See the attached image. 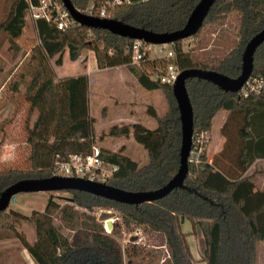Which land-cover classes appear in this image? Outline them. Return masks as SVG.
Instances as JSON below:
<instances>
[{
  "label": "trees",
  "instance_id": "16d2710c",
  "mask_svg": "<svg viewBox=\"0 0 264 264\" xmlns=\"http://www.w3.org/2000/svg\"><path fill=\"white\" fill-rule=\"evenodd\" d=\"M200 1L132 0L130 5L115 9L111 19L157 34L173 33L185 27ZM71 2L76 9L85 10L91 0ZM28 8L26 0H13L0 23V32L10 33L17 13H25ZM228 25L233 39L222 32ZM263 29L264 0H217L199 32L174 44L175 63L182 72L197 69L237 79L242 73L247 44ZM37 30L41 42L34 49V57L42 73L38 90L42 109L32 128H27V167L0 170V197L18 182L54 177L59 154H90L95 137L89 77L56 80L50 66L56 57L55 65L62 66L66 52L75 62L84 50L95 53L99 70L126 68L144 89L161 91L168 104L167 112L157 118L156 131L163 142L158 150L149 153L148 164L141 166L124 154L101 149L103 159L118 166L106 184L133 193L166 186L179 170L182 144L173 86L154 80L147 69L131 64L127 49L134 40L78 24L60 31L54 23L43 20L37 23ZM184 42L189 43L186 50ZM253 79L264 83V43L254 56ZM186 88L194 110V135H212L217 115H228L221 129L226 141L222 152L209 163L210 144L199 164L189 163V176L182 188L142 205L120 204L86 192L69 191L72 204L61 206L51 196L46 210L34 211L31 216L8 208L0 213V241L18 239L36 264H124L125 259L127 264H145V247L132 241L122 250L117 240L106 233L104 224L77 208L114 209L121 222L113 224L111 233L120 237L124 231L131 233L144 227L149 233L161 234L168 254L166 264H194L182 231L183 217L192 222L194 232H199L205 241L206 264H259V246L264 242V192L254 182L264 171L247 174L257 160H264V87L245 96L243 91L226 92L209 81L192 78L187 80ZM55 212L62 226L54 224ZM24 221L35 225L33 244L17 227Z\"/></svg>",
  "mask_w": 264,
  "mask_h": 264
},
{
  "label": "rangeland",
  "instance_id": "374dc122",
  "mask_svg": "<svg viewBox=\"0 0 264 264\" xmlns=\"http://www.w3.org/2000/svg\"><path fill=\"white\" fill-rule=\"evenodd\" d=\"M13 0H3L0 3V23L5 19L8 8ZM233 25V23H232ZM234 26V25H233ZM230 25L226 26L222 31L227 38L233 39L230 35ZM41 42L36 25L29 13H17L13 30L10 33L0 32V170L9 168H26L29 157V148L26 144L27 128H32L39 112L42 109V101L39 98L38 90L42 83V73L39 67L38 58L34 49ZM185 50L189 48V43L184 42ZM57 57L50 62L51 68L56 74V80L68 78L81 74H88L89 77V105L90 115L93 123V132L95 139L97 135H102L105 139L114 135L109 142L112 146L116 145L120 150L117 152L124 154L141 166L148 164V150L146 144H140L142 138L137 141L136 135L141 133L129 132L124 123H120V119H125L127 111L136 108L145 110L147 105H153L158 118V114L163 116L168 109V104L161 91H148L137 85H128L123 82L121 71L117 70H93V62L95 61L94 52L84 50L81 57L77 61H71L66 52L62 66H56ZM140 67L147 69L148 74H152L149 64ZM86 69H89L88 71ZM129 73L126 68L122 69ZM128 76V75H127ZM153 77V75H152ZM130 77H127V80ZM136 80V79H135ZM135 95V96H134ZM135 98V104L128 103ZM125 101L128 103L125 105ZM153 114V113H152ZM142 116L145 114L142 112ZM219 115L214 121V139L218 141V131L221 122ZM151 122V121H150ZM148 123L149 129L155 125ZM153 122V119H152ZM144 126V125H143ZM111 128H113L111 130ZM144 129V128H143ZM147 131L146 129H144ZM100 138V139H101ZM96 139L95 146L98 147ZM225 138L224 143L225 144ZM212 144V141H211ZM156 151L158 148H153ZM99 148V147H98ZM220 149L214 158L222 152ZM210 149V147H209ZM110 151V150H108ZM213 158V159H214ZM260 161V160H257ZM255 162L251 167V174L255 171H264V161ZM250 171V170H249ZM248 175V174H247ZM260 181V188H264V174ZM249 176V175H248ZM255 183V182H254ZM256 185V184H255ZM257 187V186H256ZM260 188L257 187L258 190ZM261 191V190H260ZM264 192V191H262ZM53 196L55 201L61 206L69 203L71 194L65 191L60 192H22L15 196L16 202L10 204L9 210L18 211L27 216H31L34 211L44 212L49 200ZM80 212L94 217L99 224H104L108 220L119 218V213L114 209H94L87 211L79 209ZM119 220V219H118ZM115 221L121 222V221ZM54 224L62 226L59 220L58 212L54 214ZM182 231L186 234L187 243L191 251L194 264H206L205 262V241L201 234L193 230V224L190 220L182 218ZM19 232L24 236L26 241L33 242L36 238V228L33 222L24 221L17 225ZM106 233L113 236L118 245L125 249L134 238L137 244L146 249L145 264H166L165 259L168 256L167 249L164 247V237L161 234L149 233L144 227L136 228L134 232L127 233L124 231L120 237L114 236L105 228ZM67 233L66 230H63ZM140 235H136V232ZM26 252L23 244L14 237L0 241V264H36L34 261H27ZM149 254V255H148ZM151 262V263H149ZM124 264H127L125 259ZM259 264H264V242L259 246Z\"/></svg>",
  "mask_w": 264,
  "mask_h": 264
},
{
  "label": "water",
  "instance_id": "95a60500",
  "mask_svg": "<svg viewBox=\"0 0 264 264\" xmlns=\"http://www.w3.org/2000/svg\"><path fill=\"white\" fill-rule=\"evenodd\" d=\"M217 0H201L191 13L185 27L173 33L157 34L145 29L129 26L113 19H98L79 12L71 0H62L74 21L91 30L99 29L130 40H142L149 44H175L178 41L192 38L202 28L211 8ZM264 43V29L258 33L246 46L243 55L242 73L237 79H231L216 72L203 70L183 71L173 85V94L178 105L182 126V144L180 151V167L177 174L163 188L151 192L133 193L111 187L105 183H96L80 178H62L54 176L48 179H31L18 182L9 187L0 197V213L8 210L11 200L22 192H86L120 204L142 205L159 201L174 190L182 188L189 176V158L193 149L194 110L186 88L189 79L197 78L209 81L226 92H241L251 79L254 70V56ZM108 230H112L113 222L108 220ZM136 241V238L133 239Z\"/></svg>",
  "mask_w": 264,
  "mask_h": 264
},
{
  "label": "built area",
  "instance_id": "2783aa9c",
  "mask_svg": "<svg viewBox=\"0 0 264 264\" xmlns=\"http://www.w3.org/2000/svg\"><path fill=\"white\" fill-rule=\"evenodd\" d=\"M29 3L28 11L37 28V23L41 20L52 22L58 30L64 31L77 24L70 12L65 9L62 0H39L38 4ZM132 0H91L90 5L85 10H78L82 14L98 19H111L113 11L119 7L128 6ZM131 57V64L141 66L149 64L153 79L162 84L173 86L182 71L175 63L176 53L174 44L154 45L142 40H134L127 49ZM96 57V56H95ZM264 87L260 80H249L243 88V93L259 92ZM212 141L210 133L195 134L193 136V149L190 154L189 163L199 164L200 156L209 147ZM118 171V166L107 163L102 157V151L97 146H93L90 154H70L56 156L55 176L62 178H80L96 183H105ZM16 202L14 197L11 200ZM116 219H111L114 223ZM107 223V222H106ZM107 228V225L105 226ZM108 229V228H107ZM136 235H140L139 231Z\"/></svg>",
  "mask_w": 264,
  "mask_h": 264
},
{
  "label": "crops",
  "instance_id": "0c3cea01",
  "mask_svg": "<svg viewBox=\"0 0 264 264\" xmlns=\"http://www.w3.org/2000/svg\"><path fill=\"white\" fill-rule=\"evenodd\" d=\"M12 30H13V28H12ZM92 62H93L92 66L95 65L93 67V70L99 71V69L97 67L96 57H95V61H92ZM122 69L123 68H115V69H110V70H117L119 72L121 71V74L123 75V82H125L128 85H131V84L132 85H137V81L135 80V78L130 73L124 72ZM86 70L88 71L89 69H86ZM82 75H87L88 76V74L84 73V74H81V75L79 74V75H76V76H69V77H79V76H82ZM127 75L130 77L128 80H127V77H128ZM134 96L131 97L132 101H128V103H132L133 105L135 104ZM128 103L125 101V105H127ZM142 112L145 114V116H142ZM155 113L157 114V111H155V107L150 104V105H147V108L145 110H142L141 108H136V109H133L132 111H127L125 116L127 115L129 117H127L125 119H120L121 120L120 123H124V125L126 126V129L129 132L132 131L134 133L138 132V133L142 134V135H138L137 134L135 139L137 141L139 138L143 137L142 138L143 140H142V142L140 144H146V147H147V150H148L149 153L150 152H155V151H151V150L148 149V148H150V146L152 144H155V146H152L153 148H159L161 146L162 142H163L162 136L160 135V133H158L156 131L157 128L155 129L154 128L155 126H153L152 128L149 129V127L147 126L150 121H151L150 123L153 124V125H155V122H157V118L155 119V117L157 115H155ZM152 115L155 116V117H153ZM219 115H222L221 116V122H220L219 131H218V138L219 139H218L217 143H215V139H214V136H215L214 135V125H213L212 144L210 145V149L208 148V162L209 163H212L214 156L216 155V153L220 149H222V147L224 145L223 144L224 143V137L221 135V129H222V126L224 125V123L226 121L228 113L227 112H221L220 114L217 115V117ZM158 116L161 117L159 114H158ZM152 119H153V122H152ZM143 128L146 129V130L148 129V130L145 131ZM112 129L113 128H111V130ZM101 136L102 135H97V137H96V139L99 140L97 142V145H98V147L100 149L110 150L111 152H117L118 150H120V148H118L117 144L115 146L114 145L112 146V143L109 142V139H112L114 137V135H111V133H110L109 136H111V137H108V135H107L106 139L104 137L101 138ZM96 139L94 138V143H96ZM148 157H149V154H148ZM261 161H264V160H260V161H257V162H261ZM252 174H251V169H250V171L248 172V175L250 176ZM262 177H263V175H257V177L255 179V184H256V186L258 188H260V181H261ZM260 190L264 191V188H260ZM35 241H36V238H35V240L33 242H29V241H27V242L30 243V244H33ZM25 250H26V252H22V253L26 254L27 261H29V262L34 261L33 258L28 253L26 248H25Z\"/></svg>",
  "mask_w": 264,
  "mask_h": 264
}]
</instances>
